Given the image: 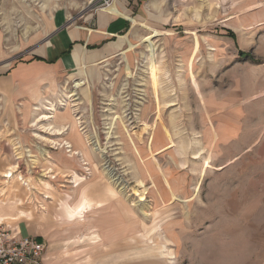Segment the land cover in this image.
I'll return each mask as SVG.
<instances>
[{"label": "rangeland", "instance_id": "obj_1", "mask_svg": "<svg viewBox=\"0 0 264 264\" xmlns=\"http://www.w3.org/2000/svg\"><path fill=\"white\" fill-rule=\"evenodd\" d=\"M83 1L0 0V75L28 66L57 7L69 6L74 20L97 6ZM141 6L126 36L134 49L123 45L84 75L50 73L37 98L0 97V226L41 221L52 264H264V133L218 138L219 118L205 111L232 100L236 81L255 90V62L238 55L248 53V31L236 24L264 0ZM152 30L153 54L142 42ZM73 77L84 85L60 106Z\"/></svg>", "mask_w": 264, "mask_h": 264}, {"label": "crops", "instance_id": "obj_2", "mask_svg": "<svg viewBox=\"0 0 264 264\" xmlns=\"http://www.w3.org/2000/svg\"><path fill=\"white\" fill-rule=\"evenodd\" d=\"M95 1L84 0L81 4L88 6ZM141 2L142 0H114L113 4L119 14L94 8L88 13L80 14L74 20L70 19L69 6L57 7L48 21V35L29 52L31 62L28 66L20 64L10 72L0 75V97L15 98L28 95L32 99L37 98V87L52 80L50 73L75 75L80 71L84 75V68L101 64L118 55L112 45L141 24L145 13ZM77 6L80 7L79 4ZM236 27L241 31L243 29L248 31L243 34L244 45L249 48L248 53L245 49H241L238 55L247 57L252 63L255 62L254 66L249 67L251 74L256 75V86L255 90L251 89L246 93L238 86L240 82L236 81L234 82L235 97L232 100L219 98L215 110L210 111L209 108L208 110L205 108V111H209L208 114L211 112L218 116V129L212 132L218 133L216 137L223 139L224 133L230 139L242 136L243 133H264V9L257 10L249 20L238 19ZM228 34L232 39L235 38L232 31H228ZM253 42L256 44V50L253 49ZM240 67L241 71L246 70V67ZM36 68L48 71L49 74L38 78L32 75ZM74 79L79 78L73 77L72 81ZM238 88L241 89L240 97L237 96ZM25 89L27 90L24 91ZM207 133L211 132L207 131ZM43 227L45 225L41 221L26 220L19 222L12 230L3 228L14 235L26 236L42 242L46 247L42 264H52L46 257L47 245Z\"/></svg>", "mask_w": 264, "mask_h": 264}, {"label": "built area", "instance_id": "obj_3", "mask_svg": "<svg viewBox=\"0 0 264 264\" xmlns=\"http://www.w3.org/2000/svg\"><path fill=\"white\" fill-rule=\"evenodd\" d=\"M114 0H97L96 8L113 5ZM46 250L42 242L33 238L14 235L0 226V264H42Z\"/></svg>", "mask_w": 264, "mask_h": 264}, {"label": "bare ground", "instance_id": "obj_4", "mask_svg": "<svg viewBox=\"0 0 264 264\" xmlns=\"http://www.w3.org/2000/svg\"><path fill=\"white\" fill-rule=\"evenodd\" d=\"M257 7V6H256ZM255 6H254V8H256ZM104 11H106V12H108V13H113V14H115V15H117V14H119L118 13V11H117V9H116V7H115V5L113 4V5H111V6H109V7H106V8H104ZM122 16V15H121ZM138 20V19H137ZM135 21V20H134ZM147 26V25H146ZM146 26H141V27H143L144 29H150V28H148V27H146ZM137 28H139L138 26H137ZM133 30V29H132ZM160 34L157 32V31H155V30H152V31H150V35L149 36H146V37H144L143 38V40H142V42H145L146 43V47L148 48V50H149V52H152V54H153V52H154V44L152 43V41H151V39L152 38H154V37H157V36H159ZM123 45H126L127 46V48H128V50H131V49H134V45L133 44H131L127 39H126V37H123L122 36V38H119V40L116 42V43H114L113 45H112V47H113V49L116 51V52H118V51H120L121 50V48L123 47ZM121 55V54H120ZM149 68H150V70H151V72H152V74L153 75H155V62H154V59H153V57H151V59H150V61H149ZM83 85H84V81L82 80V79H78V80H74L73 81V84H72V87L71 88H69V89H65V91L67 92V95L63 98V99H61L59 102V105L60 106H63V107H65L66 106V102L68 101V100H70L71 98H74L75 96H77V91L81 88V87H83ZM195 85V84H194ZM195 88H197L196 87V85H195ZM58 89V88H57ZM52 89V90H50V92H49V97H51V98H56V97H59V95H60V90L58 89ZM89 92V91H88ZM62 95H63V93H62ZM68 99V100H67ZM43 103H47L49 106H51L50 108H47V110H50V111H56L57 109L55 108V106H53V104L51 103V102H49L48 100H46L45 102H43ZM57 113V112H56ZM208 121V120H207ZM145 127V126H144ZM146 128V127H145ZM154 129V128H153ZM153 133H154V131H153ZM79 138V137H78ZM152 139V138H151ZM79 141H81L80 139H78ZM79 145H81V144H79ZM209 154H207V157L205 158V161H204V169H203V172L201 173V177H203L204 175H205V173H206V170L208 169V166H209V164H210V157L208 156ZM205 170V171H204ZM4 177L5 178H8V179H12V176H11V174H10V172H6L5 174H4ZM14 180V179H13ZM13 180H12V182H13ZM74 189H77V188H75L74 187ZM146 190V188H145V186H143V185H140L137 189H136V193H137V197H139V199H140V201H142L143 200V198H142V196L144 195L143 193H144V191ZM169 192H172V189L169 187L168 189H167ZM17 192H13V193H10V196H9V199L11 200V199H13L14 197H19L20 195L19 194H16ZM68 196V195H67ZM171 196L172 197H175L174 196V194H173V192H172V194H171ZM18 201L19 202H23V198H19L18 199ZM78 201V200H77ZM77 201H76V203H74L73 205H70L69 204V207L71 208V210H76V204H77ZM89 209V208H88Z\"/></svg>", "mask_w": 264, "mask_h": 264}, {"label": "trees", "instance_id": "obj_5", "mask_svg": "<svg viewBox=\"0 0 264 264\" xmlns=\"http://www.w3.org/2000/svg\"><path fill=\"white\" fill-rule=\"evenodd\" d=\"M230 35H232V34L230 33Z\"/></svg>", "mask_w": 264, "mask_h": 264}]
</instances>
